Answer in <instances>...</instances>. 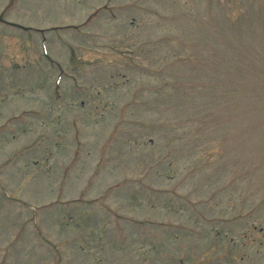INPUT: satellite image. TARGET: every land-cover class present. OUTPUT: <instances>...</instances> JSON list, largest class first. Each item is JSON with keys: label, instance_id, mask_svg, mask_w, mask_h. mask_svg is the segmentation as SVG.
I'll use <instances>...</instances> for the list:
<instances>
[{"label": "rangeland", "instance_id": "rangeland-1", "mask_svg": "<svg viewBox=\"0 0 264 264\" xmlns=\"http://www.w3.org/2000/svg\"><path fill=\"white\" fill-rule=\"evenodd\" d=\"M3 8L0 264H264V0Z\"/></svg>", "mask_w": 264, "mask_h": 264}]
</instances>
